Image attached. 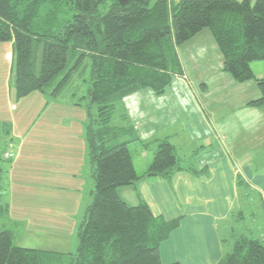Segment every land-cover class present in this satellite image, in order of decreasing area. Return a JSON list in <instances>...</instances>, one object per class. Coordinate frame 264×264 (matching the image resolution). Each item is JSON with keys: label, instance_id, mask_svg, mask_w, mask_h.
I'll return each instance as SVG.
<instances>
[{"label": "trees", "instance_id": "16d2710c", "mask_svg": "<svg viewBox=\"0 0 264 264\" xmlns=\"http://www.w3.org/2000/svg\"><path fill=\"white\" fill-rule=\"evenodd\" d=\"M205 29L221 52L223 71L239 83L254 80L260 96L249 104H264V76L256 77L251 68L254 61L264 62V0H0V43L12 44L16 98L44 93L70 54L74 65L53 89L57 98L72 70L90 59L91 118L83 125L92 170L90 202L79 223L76 250L16 246L13 232L0 227V264H162L160 244L179 219L154 215L141 198L129 205L118 188L145 177L169 179L180 170L200 173L179 163L168 137L154 140L149 165L137 173L129 144L140 138L133 126L115 125L112 118L115 103L128 95L145 89L161 95L173 75L184 76L177 48ZM33 39L43 40L38 75L32 69ZM216 264H264V238L240 236Z\"/></svg>", "mask_w": 264, "mask_h": 264}, {"label": "crops", "instance_id": "0c3cea01", "mask_svg": "<svg viewBox=\"0 0 264 264\" xmlns=\"http://www.w3.org/2000/svg\"><path fill=\"white\" fill-rule=\"evenodd\" d=\"M206 30L199 32L180 47L183 48L180 51L182 71H185L183 64L194 70L191 71V78L196 86L200 85L204 104L201 103L206 108L202 111V117L212 125L206 124L210 129L206 128L212 132L209 134L207 130L206 136L198 133L195 130L197 127L187 131L191 135L184 134L187 151L196 155L197 161V165L189 163L184 167H190L200 174L180 170L174 172L169 179L160 175L145 177L134 186L118 188L120 197L129 205H136L141 198L154 215L165 220L179 219L178 226L160 244L159 258L162 264H216L223 255L231 251L234 242L245 235L243 230L240 233L234 232L231 219L242 212L244 204L250 206L247 202L249 192L258 198L264 213V104H249L259 98L260 91L254 80L239 83L223 71L221 52L215 47L211 32ZM6 43L8 42H1L0 49L4 50V54L8 52L9 57L12 53L11 47L7 50L4 47ZM251 68L256 77L264 76L262 64L251 63ZM141 92L146 91L132 93L118 101L123 109L121 117H118V125L130 124L140 138L139 141L129 144L137 173L143 172L149 165L155 151V139L168 137L177 151L176 154L182 155L181 149L184 145L176 140L185 130L176 125L181 123L186 127L193 123L192 117L183 114L174 120L166 119V114H178L172 113V105H184L183 103H187V96L181 93L167 96L165 92L157 95L151 91L140 95ZM143 98L148 103L147 118L140 115L144 109L140 103ZM13 105L15 107L14 102ZM62 106L71 113L72 106L66 103ZM74 106L78 107L76 104ZM135 113L138 117L134 116ZM67 115L64 117L61 113L49 118L59 120L61 134L59 139L52 142L35 144L39 150L35 164L32 165L31 177L28 163L17 164L18 170L12 176L13 167L18 160L27 162L17 148L21 146L19 143H9L8 148L3 151V156L9 152L8 158L4 159L13 160V164L5 169L7 171L4 181L0 182L4 185L1 193L5 191L4 197L9 206L19 197L15 204L16 211L8 206L7 213L25 217L29 212L36 213L39 222L43 218L52 222L50 233L59 232L55 235L65 234L69 225L75 226L78 223L84 206L90 202L92 188L91 180L88 186L84 177L85 167L88 168L89 177L92 173L81 131L85 118L80 114L75 116V110ZM123 115L126 116L125 120L122 119ZM63 119L65 123L61 125ZM42 124L37 133L40 140L48 133ZM225 134H242L248 139L244 137L243 143L236 146L228 136L226 146L223 136ZM143 143H148V148L143 147ZM255 150L263 151L262 154L259 153V158L253 153ZM258 166L261 167L260 170ZM201 169H206V173L201 172ZM239 176L242 179L240 185L245 187L244 191H239ZM29 185L35 187V197L29 193ZM87 186L88 195L85 197ZM30 198L36 201V210H28ZM262 227H256L255 238H264ZM28 229L26 226V230Z\"/></svg>", "mask_w": 264, "mask_h": 264}, {"label": "rangeland", "instance_id": "374dc122", "mask_svg": "<svg viewBox=\"0 0 264 264\" xmlns=\"http://www.w3.org/2000/svg\"><path fill=\"white\" fill-rule=\"evenodd\" d=\"M105 5H100L99 9L104 11L106 9ZM39 32H43V27L38 29ZM209 31V30H206ZM5 43V42H4ZM217 44L215 43V47ZM182 46V45H181ZM177 48V53L180 60V51L183 48ZM4 47L8 50L10 48V52H12V46L8 42L4 45ZM184 47V46H183ZM42 49H43V40L37 41L33 39L32 42V69L33 72L38 75L41 68V59H42ZM75 61V56L68 55L67 63L65 68L60 71L53 80L44 88V93L40 92H33L27 97H22L21 99L17 100L15 97L14 92V79L12 73V64L13 58L12 53H10L8 57V52L4 54V50L0 49V182L4 181L5 177V169L10 164H13V160L10 159L5 160L3 156V151L6 150L9 146V143H13L14 145L18 144L21 146H17L21 152V156L27 160L24 162L23 160H18L16 165H14L12 170V176L16 174L18 167L17 164L19 163H28V173L29 177L32 175V165L35 164L37 158V151L35 144L36 143H45L47 141L52 142L53 140L59 139L61 134L60 127L58 124L59 120L57 119H49L50 117L59 115L63 113L66 117L67 114H72L75 110V116H84V118H91L89 114V105H90V98L88 95V87L90 84V73H91V63L89 58H84L76 68L72 70V74L67 82V84L59 90V96L54 98L53 89L56 87L57 83L61 80L63 75L73 67ZM256 65V63L262 64L264 66V62L261 60L252 62ZM183 64V62H182ZM183 75L186 76L184 78L182 75H173L171 79L170 85L166 88L165 93L167 96L177 95L179 93L187 96L186 101L187 103H176L172 105L173 112L178 113L175 115H168L166 114V119L174 120L178 116L182 114L185 116H190L193 118V123H190L186 127L183 124H177L176 126H180V128L184 129L185 131L179 134L176 142L179 144H183V148L181 149V154L178 155L181 160L179 163L184 166L189 163H193L197 165L196 155H191L190 151H187V143L184 142V138L186 135L190 134L187 131H191L195 128L198 133L204 134L206 136V131L208 130L209 126H212L208 121L202 117V111L206 108L203 107V99L200 93V85L196 86L194 81H192L193 75L191 74L192 69L185 67ZM194 72V70L192 71ZM186 87V88H185ZM146 92H141L140 95L147 93L148 89L142 90ZM14 94V96H13ZM56 99V101H54ZM164 99V98H162ZM168 100V98H167ZM194 101V102H193ZM15 104V107L13 105ZM76 102H79L81 106L77 105L78 107L74 106ZM203 104H202V103ZM64 103L72 106L69 109H65ZM141 105H143L144 109L142 110L141 114L145 118L148 117V103L143 98L141 100ZM13 105V107H12ZM168 106V104L166 103ZM74 109V110H72ZM122 107L120 102L115 103V112L112 118V123L118 125V117L122 114ZM209 111V110H208ZM180 112V113H179ZM66 113V114H65ZM91 114L93 116L96 115L95 105H92ZM135 117H138L137 113L134 114ZM134 116L131 114V117L134 119ZM121 117V116H120ZM202 120V121H200ZM211 121V120H210ZM201 123L197 124V123ZM43 123V124H42ZM65 123V120H62V124ZM209 124L206 125V124ZM44 126V129L48 132L44 134L42 140H40V135L38 133V128L40 125ZM123 124V123H122ZM145 128V125H143ZM207 127V128H206ZM179 128V129H180ZM210 129V128H209ZM81 131L83 132L84 137V125L81 127ZM209 134L211 130H208ZM43 132V131H41ZM65 137V135H63ZM221 136V135H220ZM224 136V144L227 146V139L229 138L233 140L236 146L240 145L241 142L243 143V138L246 137L242 134L238 135H223ZM229 136V138H228ZM85 138V137H84ZM205 138V137H204ZM209 138V137H208ZM248 139V137H246ZM40 140V141H39ZM85 140V139H84ZM183 141V142H182ZM155 142V141H153ZM152 142V143H153ZM255 143V142H254ZM151 144V143H150ZM131 149V147H130ZM177 152V151H176ZM194 152V151H193ZM253 153L256 154V157L259 153H263V151L255 150ZM180 154V153H179ZM193 154V153H192ZM12 155V154H11ZM198 159V157H197ZM194 168V166H191ZM256 168V167H255ZM9 169V168H8ZM261 167L258 166V170ZM86 183L89 186L91 176L89 177L88 168L85 167V175ZM240 177V176H239ZM241 179V177H240ZM242 180V179H241ZM241 184V183H240ZM238 184L239 191H244L245 187ZM244 184V183H243ZM92 185V180H91ZM4 185L0 183V191ZM88 186L85 189V197L88 195ZM92 187V186H91ZM29 193L32 196H36V189L34 186H28ZM5 191H3L2 196H0V227L10 229L13 232V244L20 247L26 248H35V249H43V250H56V251H64V252H74L78 246V232H79V223L83 220L84 211L86 206H84L83 214L81 215V219L76 223V225L72 226L69 225L66 228V233L61 235H55L59 232L52 234L50 233V227L52 225L51 221L45 220L39 222V217H37L36 213L29 212L27 217L24 215H14L8 214V206L9 202L4 197ZM23 197V194H22ZM19 197H16L12 204L9 206L12 207V211H16L17 207L15 204L17 203L16 200ZM253 200L249 202V200ZM6 201V202H5ZM247 202L250 204H242V212L238 215L235 214L231 219L234 232L240 233L243 230L245 236L250 238H255L256 234V227L262 225L263 229L262 232L264 233V213H263V205L259 203L258 198L249 192L247 196ZM36 201L34 199H29L28 201V210H36ZM252 211L253 213H250ZM241 217V218H240ZM257 220V221H255ZM26 226H28V230H26ZM62 226L65 224L62 223ZM33 228V229H31ZM38 230H36V229ZM251 230V232H250ZM47 232V233H46ZM253 232V233H252Z\"/></svg>", "mask_w": 264, "mask_h": 264}, {"label": "built area", "instance_id": "2783aa9c", "mask_svg": "<svg viewBox=\"0 0 264 264\" xmlns=\"http://www.w3.org/2000/svg\"><path fill=\"white\" fill-rule=\"evenodd\" d=\"M184 78H185V76H183ZM9 155H8V151L5 153V157H8Z\"/></svg>", "mask_w": 264, "mask_h": 264}, {"label": "water", "instance_id": "95a60500", "mask_svg": "<svg viewBox=\"0 0 264 264\" xmlns=\"http://www.w3.org/2000/svg\"><path fill=\"white\" fill-rule=\"evenodd\" d=\"M119 2H120L121 4H123V3H125V0H119Z\"/></svg>", "mask_w": 264, "mask_h": 264}]
</instances>
